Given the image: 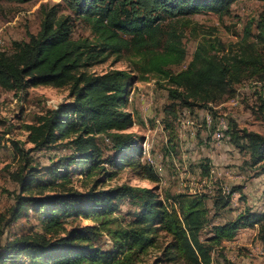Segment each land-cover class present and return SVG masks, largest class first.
I'll return each mask as SVG.
<instances>
[{
	"label": "trees",
	"instance_id": "trees-1",
	"mask_svg": "<svg viewBox=\"0 0 264 264\" xmlns=\"http://www.w3.org/2000/svg\"><path fill=\"white\" fill-rule=\"evenodd\" d=\"M64 1L69 13H61L58 4L43 6L38 32L28 33L27 41L13 42L11 51L0 50L1 88L26 91L50 85L69 90L68 102L25 124L31 148L24 150L18 142H12L18 166L10 177L18 185V192L14 203L0 213V224L9 225L31 210L39 214L40 231L0 242V264H144L159 231L170 238L159 256L168 262L221 264L213 260L214 249L222 248V242L232 240L239 229L254 226L259 227L257 237L264 248V211H242L231 221L213 224L209 235L201 240L207 223L205 193L179 192L166 197L171 202L163 204L151 188L125 183L105 187L101 178L104 174L111 180L119 169L130 167L136 175L158 182L152 166L139 159L140 141L125 132L135 124L133 114L123 109L134 77L125 69L95 73L89 68L111 55L127 54L138 81L150 76L166 81L172 103L204 108L223 101L233 95L232 85L242 77L264 80V47L258 50L249 44L240 55H230L219 39L204 38L186 67L174 71L173 67L184 62L186 49L183 34L173 23L199 13L221 16L229 13L236 0ZM258 1L264 6V0ZM74 18L89 24L92 38L73 37ZM252 111L264 124L262 97L255 100ZM100 135L106 136L113 151L105 158L97 141ZM231 137L236 147L248 151L250 167L264 163L263 134L232 129ZM63 140L72 152L66 161L54 164L55 170L60 167L56 180H42L30 152ZM105 161L112 170H106ZM72 163L88 164L81 172L94 177L87 190L71 185ZM49 189L54 191L45 192ZM235 191L232 188L227 195L218 194L214 205L227 207ZM125 197L136 210L132 220L124 224L116 212ZM70 217L92 224L67 227ZM2 234L0 228V238ZM103 235L109 244L100 242ZM220 257L223 264H234L226 256Z\"/></svg>",
	"mask_w": 264,
	"mask_h": 264
},
{
	"label": "rangeland",
	"instance_id": "rangeland-1",
	"mask_svg": "<svg viewBox=\"0 0 264 264\" xmlns=\"http://www.w3.org/2000/svg\"><path fill=\"white\" fill-rule=\"evenodd\" d=\"M60 5L61 13L67 14L64 0H25L0 1V50L11 51L13 42L28 40V33L36 34L42 19L41 8ZM73 37H89L93 34L84 20L74 18ZM168 21L163 22L167 24ZM175 24L182 32V42L186 49L184 62L173 67L174 71L186 67L192 54L202 39L217 38L224 46V52L240 55L249 44L261 50L264 47V6L258 0H236L231 4L229 13H199L180 18ZM246 30L248 34H246ZM260 35L263 41L258 37ZM264 51V50H263ZM111 69H125L134 77L127 93L123 109L131 112L135 124L125 132L134 134L141 146V162L148 163L158 176V182H152L135 174L130 167L121 168L115 177L107 180L102 174V184L114 187L123 183L138 188H151L163 204L171 202L166 197L179 192L205 193L206 226L200 233L201 240L209 235L211 225L223 224L233 220L238 213L246 210H259L264 198V163L250 167L248 151L236 147L231 131L250 130L264 135V124L253 114V106L258 97L264 99V80L242 77L232 85L233 95L207 107H186L168 97V84L165 80L150 76L145 81L136 79L130 56L111 55L101 63L89 68V71L103 73ZM67 87L41 85L26 91H11L0 87V213L14 203L18 185L10 174L16 170L18 159L12 142H18L24 150L32 147L27 141L25 124L35 121L36 116L49 109L58 108L68 102ZM170 104H174L171 108ZM219 134V137H218ZM141 139V140H140ZM103 157L112 154L111 143L105 135L98 137ZM145 155H142V148ZM72 148L66 140L43 150L30 152L42 180H56L60 167L54 164L66 161ZM87 163L69 165L71 185L85 191L93 182L82 170ZM107 171L112 170L105 161ZM49 167H51L49 169ZM53 168V169H52ZM96 174V173H95ZM97 175H95L96 177ZM232 188L230 204L225 208L214 205L218 194L227 195ZM54 191L49 189L45 192ZM219 204V203H218ZM136 206L127 197L119 201L116 212L124 224L133 218ZM39 214L29 210L20 219L2 226L0 242L14 236L39 232ZM70 224L88 225L90 220L81 218L67 220ZM239 229L232 240L222 242V248L212 252L214 262L223 264L222 255L234 264H264V250L256 236L258 226L244 233ZM102 243L109 244L104 235ZM170 240L163 231H159L155 247L149 249L144 264H181L179 260L168 262L159 259L161 249Z\"/></svg>",
	"mask_w": 264,
	"mask_h": 264
},
{
	"label": "crops",
	"instance_id": "crops-1",
	"mask_svg": "<svg viewBox=\"0 0 264 264\" xmlns=\"http://www.w3.org/2000/svg\"><path fill=\"white\" fill-rule=\"evenodd\" d=\"M263 191V190H262ZM262 193V192H261ZM264 198V197H263ZM254 211H264V201H263V204L261 205V208L259 210H254ZM255 227V226H254ZM253 228V227H252ZM250 228H243L240 232L241 233H244V231H247L249 230ZM258 232V230H257ZM257 232H256V236H257Z\"/></svg>",
	"mask_w": 264,
	"mask_h": 264
},
{
	"label": "built area",
	"instance_id": "built-area-1",
	"mask_svg": "<svg viewBox=\"0 0 264 264\" xmlns=\"http://www.w3.org/2000/svg\"><path fill=\"white\" fill-rule=\"evenodd\" d=\"M218 137H219V134H218ZM144 149H145V148L143 147V148H142V155H143V156L145 155V150H144ZM261 253L264 255V250H262Z\"/></svg>",
	"mask_w": 264,
	"mask_h": 264
}]
</instances>
